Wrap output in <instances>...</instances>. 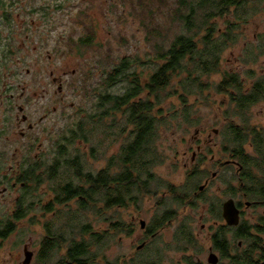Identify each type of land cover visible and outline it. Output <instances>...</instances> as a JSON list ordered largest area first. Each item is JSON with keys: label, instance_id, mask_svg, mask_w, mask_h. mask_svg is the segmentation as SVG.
<instances>
[{"label": "flooded vegetation", "instance_id": "af4514ba", "mask_svg": "<svg viewBox=\"0 0 264 264\" xmlns=\"http://www.w3.org/2000/svg\"><path fill=\"white\" fill-rule=\"evenodd\" d=\"M69 1L0 0V195H11L13 191L16 194L10 207L0 215V239L9 240L17 223L32 220L42 224L43 232L37 243L23 244V259L18 258L19 264H264V189H244L243 165L237 157L233 159L227 153L225 159L212 155L209 163L199 160L201 146L185 167L188 182L192 173L206 164L209 166L203 188L198 184L187 187L189 189L172 184L150 185L146 194L137 198L147 197L149 193L151 198L160 194L148 221L133 216L130 223L116 220L110 225L109 217L105 218L108 221L105 230L89 228L79 233V237L72 230L65 234L60 232L65 219L72 216L62 214L61 205L69 206L75 201L82 211L78 197L65 202L57 199L50 172L62 156V128L59 127L62 84L53 70L46 75L44 67L31 70L30 63H56L61 58V34H56L62 26L64 2ZM48 44L50 49H44ZM213 133L217 135L219 131L214 129ZM212 140L209 133L206 143L211 144ZM186 155L183 154L184 161ZM60 167L59 163L58 174ZM224 169H229L230 174L224 180L226 198L219 201L210 196L208 189ZM43 185V198L42 195L36 197ZM47 193L48 200L44 197ZM227 199L234 201L238 211L235 225L227 224L223 217V204ZM138 200L114 208L138 206ZM96 203L105 210L111 209L105 202ZM87 204L90 207L86 210H92L93 202ZM188 209L195 212L192 218L179 216L181 210ZM99 215L97 212L96 216ZM113 225L122 230L116 231ZM111 230L129 237L138 233L135 248L111 257L108 247ZM167 230H171L170 237L165 240L163 232ZM204 230L209 235L207 248L201 242L205 240L201 236ZM86 234L90 235L86 237ZM77 244H82L83 248L78 249ZM0 248L4 250L5 246L0 245ZM10 248L5 264H14ZM210 255L215 263L209 261Z\"/></svg>", "mask_w": 264, "mask_h": 264}, {"label": "rangeland", "instance_id": "374dc122", "mask_svg": "<svg viewBox=\"0 0 264 264\" xmlns=\"http://www.w3.org/2000/svg\"><path fill=\"white\" fill-rule=\"evenodd\" d=\"M176 1L71 0L64 2L62 26L56 34V36L61 34V58L57 59L56 63H54L55 61L51 63L44 61L42 62L43 65H36L33 61L30 63L31 70L44 67L46 75L53 70L54 75L61 79L63 102L62 119L59 127L61 126L62 133L65 132L66 127L75 126L80 120L85 121L89 117L91 126L98 125L99 117L97 114L100 110L96 106L95 100L101 91L117 95L124 92L127 85L125 82H118L108 89L101 87L103 77L111 72L121 58L127 57L134 62L130 71L135 75L130 76V80H136L137 76L140 83H146L158 65L162 63V60L155 58L159 48L168 47L175 36L184 32L180 22L172 19L171 14ZM262 4H264V0H262ZM224 21V19L218 18L215 20L216 26L224 29L226 27ZM153 28L157 29L158 35L156 37L152 35ZM239 31L238 39L235 42H230L220 54V72L209 75V77L204 76V80L209 82L210 86L201 93H192L187 97L188 104L186 107L190 108L191 106V116L194 120L196 119L193 125L185 123L181 114L185 106L179 99L180 94H177L181 77L174 76L167 89L160 94L159 99L151 97L152 101L158 100V103L153 105L156 109H161L160 117L166 119L165 122L156 125L157 132L160 134L156 140V150L162 155V162L153 169L156 174L155 181L158 184H172L175 187L181 185L183 188L189 189L187 187L191 185H189V181L187 182L185 163L191 162V155L193 152H197L198 146L203 147L200 152L201 155H199V160H203V162L205 160L208 162L212 155L221 156L222 159L227 158L228 154L223 150L225 139L222 131L231 120L234 123H239L241 115L234 114V104L230 103L229 95L216 92L215 86L224 76V72H236L239 74L245 90H248L256 78L264 74V11L258 12L245 24L240 23ZM202 35L203 31L195 39ZM80 39L89 40L82 43ZM258 45L262 46L260 51L262 53L258 54V60L254 63H244L243 60L250 52V48ZM44 49L49 50V44ZM43 56L46 59V54ZM182 77L184 76L182 75ZM58 86L59 82H57V88ZM87 89L90 92L93 89L98 90L95 91L96 96H88ZM177 111L179 117L176 119L172 116ZM246 116L249 117L251 124L264 127V101L253 105ZM125 121V114L122 111L104 117L105 127L108 126L107 128H109L114 124L107 131L109 134H115V137L108 139L105 152L100 148L99 157L95 159L88 156L90 169L95 172L101 170L106 164V159L120 150L126 141L128 132L125 131L120 136L115 127L123 126ZM214 129L219 131L217 135L213 133ZM209 133L213 138L211 144L206 143ZM93 145L95 146L96 143ZM70 148L72 152L80 149L81 152L90 155L92 145L76 140ZM184 153H187L185 161L183 159ZM206 167L209 168L207 164L205 167L199 168L195 178L192 179L193 182L198 185L204 183V178L208 176ZM229 174V169H224L223 172L221 170L219 179L216 178L208 189L213 199L217 197L219 201H223L226 198L223 192L224 180L229 178ZM44 186L39 187L35 194L36 197L42 195L43 198ZM150 194L140 198L137 202L138 206L128 205L127 207L105 210L99 205L101 212H99L98 217L96 216V208L95 210L85 209L81 211L75 201H71L69 206L61 205L59 210L62 214H77L76 216L79 218L77 222H80L79 227L87 224L88 229L100 231L108 228V221L105 218L109 217L110 225L116 220H124L126 223H130L133 216H139L148 221L153 213L152 206L160 197L158 194V196L151 198ZM15 195L14 191L11 195L9 193L0 195V215L10 207ZM44 197L48 200L49 194L47 193ZM164 200L168 201V198H164ZM201 210H198L199 213H203ZM194 214L195 212H190V209L179 212V216L184 218L187 216L192 218ZM48 217L51 218L52 216L49 214ZM209 221L212 223V220L209 219ZM78 223L74 222V225ZM60 224L59 221L58 226ZM197 226L200 227V222ZM137 229L139 230V227ZM170 231L163 232V234L165 233L163 239H169ZM41 232H43L42 224H35L32 220L14 225L9 240L0 239V245L5 246L4 250L0 248V264H5L6 258L9 257V246L11 247L13 263L19 264L18 258L20 261L23 259V244L27 243L28 246H31L37 243L41 237ZM66 233L70 232L67 231ZM79 233L81 232H76L78 237ZM89 235L86 234V237ZM137 235L138 233L129 237L111 230V240H109L108 246L111 257L133 250L135 248L133 244L138 241ZM201 236L205 237V240H201V242H204L207 248L210 245L208 231L204 230ZM223 264H227V262Z\"/></svg>", "mask_w": 264, "mask_h": 264}, {"label": "trees", "instance_id": "16d2710c", "mask_svg": "<svg viewBox=\"0 0 264 264\" xmlns=\"http://www.w3.org/2000/svg\"><path fill=\"white\" fill-rule=\"evenodd\" d=\"M260 11H264L262 0H177L171 15L174 21L180 22L184 32L175 36L168 47L159 48L155 58L162 60V63L146 83H140L137 76L136 80H130V76L135 75L130 71L134 62L127 57L121 58L111 72L103 77L101 87L108 89L118 82H125L127 85L124 92L117 95L101 91L95 100L100 110L97 114L98 125L91 126L89 117L85 121L80 120L75 126L66 127V133H62V156L59 161L61 172L58 174L59 163L57 167L52 166L50 171L57 199L65 202L78 197L80 209L89 208L87 203L91 201V208L100 212L101 208L96 203L98 201L105 202L112 209L125 205L127 201L138 200L139 195L148 190V186L160 185L155 181L156 174L153 170L162 162V155L156 150V140L160 135L156 125L166 119L160 117L161 109L155 108L158 100L152 101L151 97L159 99L173 77H181L177 88L179 99L185 105L181 114L185 123L193 125L196 119L191 116V106L186 107L188 95L201 93L210 86L204 76L220 72V54L230 42L238 39L240 23H247ZM218 18L225 20L224 29L216 26L215 20ZM202 31L203 35L195 39ZM152 35H158L156 28L152 29ZM88 40L80 39V42ZM261 48L259 45L252 46L244 63L256 62L258 54L262 53ZM215 88L216 92L229 95L230 103L234 104V114L241 115L239 123L231 120L223 129V150L242 163L241 176L246 186L244 189H264V127L251 124L246 116L253 105L264 101V74L258 76L249 89L245 90L238 73L224 72ZM95 91L96 89L92 92L87 89L86 93L92 97L96 96L98 90ZM118 111L125 114L126 121L123 126H116L115 130L118 129L120 136L127 131L126 141L117 153L106 159L105 166L95 172L89 167L88 156L96 159L100 156L101 149L105 152L106 142L110 137H115V134L107 131L114 124L107 128L103 120L106 115ZM172 117L177 119L179 112H175ZM76 140L92 145L91 154L87 155L80 149L72 152L70 146ZM195 176L196 173L190 175L189 185L197 184L192 181ZM76 215H68L70 218L65 219L60 232L65 234L68 230H88L86 225L79 227ZM74 222L78 224L74 225ZM113 227L116 231L122 230L116 225ZM75 247L79 249L83 245L77 244Z\"/></svg>", "mask_w": 264, "mask_h": 264}, {"label": "water", "instance_id": "95a60500", "mask_svg": "<svg viewBox=\"0 0 264 264\" xmlns=\"http://www.w3.org/2000/svg\"><path fill=\"white\" fill-rule=\"evenodd\" d=\"M203 188V185L200 187ZM223 217L227 224L235 225L238 223V211L234 206V201L232 199H227L223 204ZM213 255H210L209 261L215 263L214 258L211 259Z\"/></svg>", "mask_w": 264, "mask_h": 264}]
</instances>
